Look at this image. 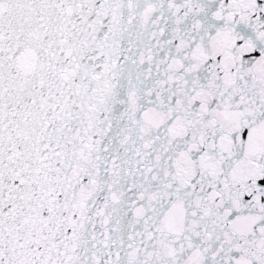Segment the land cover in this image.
Instances as JSON below:
<instances>
[{
	"label": "snow or ice",
	"instance_id": "snow-or-ice-1",
	"mask_svg": "<svg viewBox=\"0 0 264 264\" xmlns=\"http://www.w3.org/2000/svg\"><path fill=\"white\" fill-rule=\"evenodd\" d=\"M0 264H264V0H0Z\"/></svg>",
	"mask_w": 264,
	"mask_h": 264
}]
</instances>
